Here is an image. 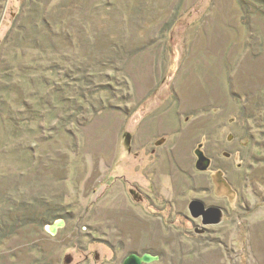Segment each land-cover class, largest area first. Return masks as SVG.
I'll return each mask as SVG.
<instances>
[{"label": "rangeland", "instance_id": "obj_1", "mask_svg": "<svg viewBox=\"0 0 264 264\" xmlns=\"http://www.w3.org/2000/svg\"><path fill=\"white\" fill-rule=\"evenodd\" d=\"M46 1L0 0V264H264V0Z\"/></svg>", "mask_w": 264, "mask_h": 264}, {"label": "water", "instance_id": "obj_2", "mask_svg": "<svg viewBox=\"0 0 264 264\" xmlns=\"http://www.w3.org/2000/svg\"><path fill=\"white\" fill-rule=\"evenodd\" d=\"M189 210L194 218H202L204 225L220 224L223 218V210L219 207H207L201 200L195 199L191 201ZM64 224L62 220L57 221L54 225H49L48 230L55 233L59 227ZM160 260V256L151 253L130 254L123 262V264H153Z\"/></svg>", "mask_w": 264, "mask_h": 264}, {"label": "trees", "instance_id": "obj_3", "mask_svg": "<svg viewBox=\"0 0 264 264\" xmlns=\"http://www.w3.org/2000/svg\"><path fill=\"white\" fill-rule=\"evenodd\" d=\"M25 1H26V4L27 5L29 4V7H30V5H32L31 2L34 1V0H25ZM5 2L7 3V0H5ZM46 3L47 4H49V3L51 4L52 0H47ZM43 4L44 3H40L41 6H43ZM64 6H66V8H70V10H71L73 7L76 6V3L73 0H71L70 4H66V5L64 4ZM34 11H36V12L33 13V16L31 15L32 16V18H30L31 21L28 22V25L32 27V31L38 33L41 36H49V35H53L54 36V32H55L54 29L56 27H57L58 31L62 30L61 21L52 22L48 18H46V16L44 14H42V12L41 13L39 12L40 14H38L37 13V8ZM1 22L2 21L0 20V24H1ZM28 35L31 36V38L34 37V35L31 34V33H29ZM35 49H37V47ZM23 105H26V104L23 103Z\"/></svg>", "mask_w": 264, "mask_h": 264}]
</instances>
